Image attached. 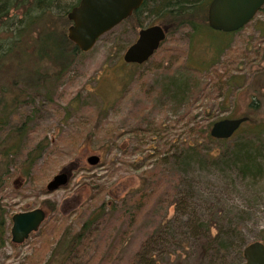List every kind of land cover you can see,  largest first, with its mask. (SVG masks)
Here are the masks:
<instances>
[{
  "label": "rangeland",
  "instance_id": "obj_1",
  "mask_svg": "<svg viewBox=\"0 0 264 264\" xmlns=\"http://www.w3.org/2000/svg\"><path fill=\"white\" fill-rule=\"evenodd\" d=\"M262 7L232 33L210 27L195 33L186 26L170 25L159 47L140 64L125 63L121 58L123 49L134 40L136 33L120 21L103 32L92 47L79 54L60 74L51 75L39 86H24L16 80L17 74L25 73L23 69L27 74L33 69L42 72L53 67L35 56L39 27L32 22L30 25L34 27L17 34L14 27L17 20L21 19L22 24L26 20L24 8L10 7L0 22V49L13 39L19 38V42L5 53L0 64V203L5 208L0 264H28L26 255L39 256V250L33 253L38 244L34 241L38 229L19 243L12 242L9 233L12 212L37 206L44 209L43 221L55 214V221L63 232L59 241L43 252L38 264H57L68 235L94 207L88 200L93 183L104 188L102 198L106 202L116 205L98 223L93 238L74 258L73 264H79L94 251L100 258L122 226L118 199L140 184V170L148 168L154 160L150 153L156 137H145L143 133L130 131L131 128L151 124L168 127L171 123L177 127L184 120L174 121L188 108L194 120L200 124L209 122V126L213 120L240 115L264 120L261 55L264 3ZM141 18L143 25L163 24L168 20L166 16L153 17L146 12H142ZM45 26L50 25L47 22ZM20 47L23 56L19 54ZM18 57H24L19 66L15 60ZM210 64L215 65L217 73L224 72L225 82L216 81ZM208 79L210 84L217 83L218 89L211 90L208 97L196 99L191 106V94ZM250 126V121L241 123L239 130H235L237 134L216 144L196 139L203 150L210 148L216 155L223 148L232 151L234 142ZM177 132L172 138L181 140L183 147L187 142L192 143L184 129L181 134ZM38 140L46 145L29 164L25 152ZM8 146L13 150L4 154ZM90 154L98 156L93 164L86 160ZM260 154L258 159L264 163V149ZM197 157L188 163L162 161L158 166L163 181L175 182L176 188L175 197L161 210L159 221L163 228L160 237L150 243L153 252L162 251L169 239L172 241L168 244L169 260L207 264L211 249L202 250L189 225L192 219L198 218L207 224L211 235L219 226L223 232L229 227H238L231 234L223 262L216 260L215 264H239L243 260L239 250L244 244L255 239L264 241V176L252 178L242 175L234 164L204 162ZM129 162L137 167L132 168ZM60 170L69 175L66 184L46 191V181ZM44 199L53 200L56 209L50 211ZM152 209L150 213L156 215ZM142 233L143 229H133L126 235L119 257L112 264H133L128 258L134 239ZM98 258L91 264H98Z\"/></svg>",
  "mask_w": 264,
  "mask_h": 264
},
{
  "label": "trees",
  "instance_id": "obj_2",
  "mask_svg": "<svg viewBox=\"0 0 264 264\" xmlns=\"http://www.w3.org/2000/svg\"><path fill=\"white\" fill-rule=\"evenodd\" d=\"M27 1L28 0H0V22L10 7L20 6L24 8L23 12L25 14L23 13V15H25L26 20L23 24L21 19L17 20L18 22L14 26L17 28V30H15L18 31L17 34L21 31H25L28 27L29 29L30 27H34L30 25L32 22H35L36 26L39 27L34 44L35 56L38 61H47L50 66L53 67H51L50 71L46 70L42 72L33 69L31 73L27 74L26 72L28 71L21 67L23 69L22 71H25V73L17 74L16 79L24 86H39L44 81L48 80L51 75L57 76L60 74L79 54L84 53V51H81L66 35V28L70 23V20L66 17V12L77 0L68 2H62L61 0H31L29 3H27ZM208 1L209 0H142L140 5L134 8L130 14L121 21L136 33L138 28L144 26L141 17L142 12H146L148 16L167 17V22L161 24L165 29V36L167 28L170 25L177 27L186 26L191 32L196 33L201 29L209 27L206 22V6ZM262 8L261 6L258 10ZM47 22L50 25L49 27L45 26ZM234 31L229 32L232 33ZM17 42H19V38L11 40L2 51L0 49V64L3 61L2 57L5 56V53L10 51L12 47L18 46ZM262 49L261 55L264 59V46ZM19 50L20 56H23V48L20 47ZM255 53H257V51ZM15 60L17 66H19L21 61L24 60V57H18V59L15 58ZM214 66V64H210L209 69L212 74L215 75L216 81L220 83L225 82L227 79L223 78L225 75L224 72L217 73ZM232 67L236 69V66L233 65ZM16 69L20 70V68ZM207 89L210 90L207 91ZM213 89H218L217 83L213 82L210 84L209 79L204 81L193 91L197 92L194 95L191 94V106L196 99L208 97L210 91ZM190 110L191 109L188 108L177 116L174 122L184 120L183 124L177 127L174 126V123H171L168 124V127L159 124H151L130 129V131L136 133H143L145 137H156L153 152L150 153V155L154 157V160L150 163L148 168L140 170V184L120 197L117 201L120 207L118 217L122 219V226L117 232L116 239L108 245L100 258H98L99 253L94 251L82 259L79 264H91L93 260L97 258L99 261L98 264H112V262L116 261L119 257L123 242L127 238L126 235H129L133 229H143V233L134 239V248L129 256L130 258H128L129 263L134 264L135 261H142V264H186L177 258L169 260L170 247L168 244L172 243L169 239L166 240L168 246L166 244L162 246V254H160L162 251L153 252V246L150 244L151 241L160 237V232L163 228L159 221L161 210L168 200L175 197L176 183L163 181L164 176L158 173V166L162 161L170 160L173 163H177L178 161L185 160L188 163L198 156L197 158L204 162L213 163L214 161H220L223 163L225 161L226 164H234L242 175H248L252 178L264 176V163L262 159H258V156L261 155V150L264 149V120L256 121L246 115L247 119L243 122H251V126L243 131L247 133L234 142L235 147L232 151L228 148H223L215 155L211 152L210 148H204L203 150L196 138H200V140L204 142L214 143L223 142L226 138L212 137L208 133L209 122L200 124L197 120L193 119V116H190ZM190 118L193 120L190 121ZM239 126L235 130H239ZM20 129H22V127ZM181 129H184L186 136L190 137L192 140L191 144L187 142L184 147L181 145V140L175 141V139L172 138V135L176 133L177 130V133L181 134ZM237 133L238 132L235 131L231 135ZM144 136L142 137L144 138ZM45 145L46 142L38 140L32 148L26 150V161L30 164ZM219 147L221 148V146ZM135 148L138 149L139 146ZM12 150L13 147L8 146L3 153L7 154ZM148 156L147 154V156H145L146 158H143L144 162ZM8 159L10 160V158ZM128 164L132 168L137 167L133 162H129ZM29 177L33 178L34 176L30 175ZM92 187L93 191L90 193L88 200L94 207L87 213L85 219L80 223L78 228L68 235L59 253V257L57 258V264H73L75 261L74 258L81 253L83 248L93 238L98 223L106 219L107 214L115 208L116 204L114 202L108 203L102 198V191L104 188L100 184L93 183ZM43 202L50 211L56 209L53 200L44 199ZM151 208H153V212L156 210V215L150 213ZM4 213L5 208L0 203V233ZM148 214H153L155 217L149 216ZM56 218L57 216L52 214L39 225L38 231L35 233L34 237V241H37L38 244L34 247L33 253H35V250H39L40 254L37 258H35L34 254L26 255L25 258L29 260V262H27L28 264H38L47 247L52 243H56L62 237L63 232L59 228V224L55 221ZM189 225L192 236L199 240L202 250L207 252L208 249H211V253L209 254L210 258L207 259L206 263L215 264L216 260L222 263L224 251L231 242V234L237 231L238 227H229V230L223 232V229L219 226L217 232L211 235L207 224L198 218L192 219ZM223 233L227 234L224 236L222 235ZM241 249L239 250L240 255Z\"/></svg>",
  "mask_w": 264,
  "mask_h": 264
},
{
  "label": "water",
  "instance_id": "obj_3",
  "mask_svg": "<svg viewBox=\"0 0 264 264\" xmlns=\"http://www.w3.org/2000/svg\"><path fill=\"white\" fill-rule=\"evenodd\" d=\"M142 0H77L66 12L70 20L66 28L67 37L81 51H86L106 30L123 20L138 7ZM264 0H209L206 6L207 25L220 31H233L246 24L262 6ZM165 38V29L159 23H151L137 29L135 38L122 51L126 63L140 64L147 60ZM247 119L246 115L222 117L213 120L208 133L214 138H227ZM96 154L86 157L95 163ZM69 175L60 170L46 181L44 189L52 191L66 184ZM45 217L44 209L32 207L10 214V240L23 241L30 232L36 231ZM240 264H264V242L251 240L241 249Z\"/></svg>",
  "mask_w": 264,
  "mask_h": 264
},
{
  "label": "flooded vegetation",
  "instance_id": "obj_4",
  "mask_svg": "<svg viewBox=\"0 0 264 264\" xmlns=\"http://www.w3.org/2000/svg\"><path fill=\"white\" fill-rule=\"evenodd\" d=\"M237 30V29H236ZM234 31V30H233ZM226 32H229V31H226Z\"/></svg>",
  "mask_w": 264,
  "mask_h": 264
}]
</instances>
